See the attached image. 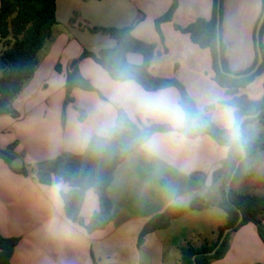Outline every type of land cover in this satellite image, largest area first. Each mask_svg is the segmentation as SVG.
Here are the masks:
<instances>
[{"label": "crops", "instance_id": "crops-1", "mask_svg": "<svg viewBox=\"0 0 264 264\" xmlns=\"http://www.w3.org/2000/svg\"><path fill=\"white\" fill-rule=\"evenodd\" d=\"M173 6L172 19L157 29V20ZM212 11L213 0H57L58 23L39 54L34 75L12 101V111L0 115V149L10 148L15 155L11 165L0 158V234L20 238L11 264H182V245L201 246L216 239L226 214L218 207L222 179L214 173L223 165L228 147L208 135L187 137L177 130L185 122L177 88L147 91L133 80L113 79L90 58L80 59L86 49L98 53L116 44L112 35L94 28L132 27L136 40L155 46L150 73L178 79L200 110L212 106V121L232 131L235 111L264 98V71L235 93L215 81L210 49L175 27L210 19ZM262 13L263 0H223L221 40L230 73H246L254 64ZM2 49L0 40V53ZM127 59L139 65L144 56L130 51ZM74 61L92 89L75 86L74 100L64 109L66 78ZM121 113L138 126L157 123L174 130L152 134L116 167L108 188L112 220L89 233L66 216L62 193L71 186L65 181L42 184L34 169L64 152L83 155L92 137L108 136ZM124 130L121 123L119 131ZM243 133L246 141L264 145L260 121L248 123ZM16 158L22 167L12 166ZM23 168L28 173L18 171ZM233 188L242 194H264V148L246 161L245 175ZM197 197L212 207L190 210ZM170 206L188 211L139 244L144 225ZM99 210V197L89 189L81 218L88 224ZM211 264H264L257 226L248 223L233 232L225 257Z\"/></svg>", "mask_w": 264, "mask_h": 264}, {"label": "trees", "instance_id": "trees-1", "mask_svg": "<svg viewBox=\"0 0 264 264\" xmlns=\"http://www.w3.org/2000/svg\"><path fill=\"white\" fill-rule=\"evenodd\" d=\"M57 0H0V40L3 49L0 53V115L10 113V105L20 93L26 81L34 75L39 63V54L54 33L57 25L56 16ZM175 6L156 22L157 29L160 23L172 19ZM264 11V0H263ZM220 14V44L221 59L224 69L229 72L225 59L224 45L221 40L223 0H213V11L210 19L197 18L187 27L176 25V29L190 34L192 41L202 48H209L213 57V67L216 72L215 81L228 92L235 93L240 87L248 85L254 77L264 71V61L257 73L243 77L233 78L220 71L218 64L217 42V16ZM261 18V17H260ZM260 20V19H259ZM259 22V21H258ZM110 34L116 41L114 47L103 48L98 53L84 50L80 59L90 58L102 66L110 76L118 81L133 80L147 91H157L167 87H175L180 92V105L185 112L183 127L177 129L187 137L208 135L219 144L228 147V155L223 165L215 171V178L222 179V199L218 204L226 214V221L219 226L216 239L205 242L201 246L187 243L180 247L182 264H211L227 254L230 248L231 234L248 223L257 226L258 234L264 242V194L262 196L242 194L233 188V183L245 175L246 161L264 145H257L244 139L243 130L252 121L258 120L264 125V98L260 101L241 105L236 111V124L234 129L224 130L218 127L211 118L210 110H200L195 101L187 92L185 86L176 78H161L150 73V65L154 58L155 46L139 40L132 35V27L125 28H94ZM264 23L260 32L261 48L264 56L262 35ZM256 40V39H255ZM130 51L139 52L144 56L142 64H132L127 59ZM258 59L256 55L254 64ZM81 84L86 89H92L87 81L80 77L75 66L67 74L66 96L64 109L74 99L72 91ZM234 105V102H229ZM257 117L247 119L242 127L241 140L236 139V129L240 118L244 114L258 113ZM121 123L126 130L119 131ZM174 130L170 125L149 123L138 126L127 119L122 113L117 125L112 128L107 137L94 136L91 138L83 155L77 156L64 152L56 158L40 162L34 171L37 179L42 184H53L60 181L67 182L71 189L62 193L66 216L74 223L84 226L89 233L104 229L112 220L113 204L108 195V188L114 179L116 167L122 163L129 153L146 142L156 132ZM241 145L247 151V156L241 161L231 183L229 192L226 185L230 181L236 165L242 157ZM0 158L8 165L15 155L8 149H0ZM28 173L26 168L18 170ZM93 189L99 197L100 210L95 212L88 224L81 218V209L86 193ZM212 207V204L197 197L190 202V210H202ZM188 210L181 207L170 206L163 212L153 216L143 227L138 243L154 231L164 229L173 219L183 216ZM240 212L243 220L239 222ZM229 233L219 245L225 230ZM18 237H4L0 234V264H11L15 247L19 243ZM217 248V249H216ZM216 249V250H215ZM215 250L213 254L211 252ZM195 257V258H194Z\"/></svg>", "mask_w": 264, "mask_h": 264}, {"label": "water", "instance_id": "water-1", "mask_svg": "<svg viewBox=\"0 0 264 264\" xmlns=\"http://www.w3.org/2000/svg\"><path fill=\"white\" fill-rule=\"evenodd\" d=\"M220 14L218 12V16H217V42H218V64H219V68H220V71L223 73V74H226L228 76H231L233 78H236V79H239V78H243V77H247V76H250V75H253L254 73H256L260 67V65L263 63L264 61V56H263V53H262V48H261V39H260V32H261V28H262V25L264 23V11L262 13V16L258 22V25H257V28H256V33H255V39H256V49H257V55H258V59H257V62L254 66L253 69H251L250 71L246 72V73H243V74H234V73H230V72H227L225 69H224V66H223V63H222V59H221V44H220ZM77 62L74 61L71 66H70V70L73 69L74 65L76 64ZM259 115V112L258 113H255V114H244L241 118H240V121H239V124L237 126V129H236V139L237 140H241L242 138V127H243V124L244 122L247 120V119H250V118H253V117H257ZM241 151H242V157L241 159L239 160V162L237 163L236 165V169L235 171L233 172L232 174V177L230 179V181L227 183L226 185V190L227 192H229L230 188H231V183H232V180L235 176V173H236V170L238 169L240 163L242 160H244L247 156V151L246 149L244 148V146L241 145ZM12 166H14L15 168H20L22 167V163H21V160L20 158H16L14 160V162L12 163ZM243 220V215L242 213L240 212V218H239V222H241ZM229 229L225 230L221 239H220V242H219V245L224 241L225 237L227 236V234L229 233ZM217 249V248H216ZM215 249V250H216ZM215 250H213L211 252V254H213L215 252ZM195 258V257H194Z\"/></svg>", "mask_w": 264, "mask_h": 264}]
</instances>
